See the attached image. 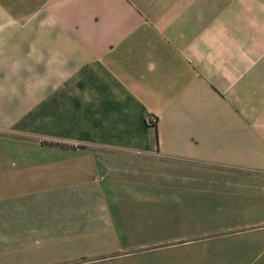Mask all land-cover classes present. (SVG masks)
<instances>
[{
  "label": "crops",
  "instance_id": "obj_1",
  "mask_svg": "<svg viewBox=\"0 0 264 264\" xmlns=\"http://www.w3.org/2000/svg\"><path fill=\"white\" fill-rule=\"evenodd\" d=\"M0 29V133L35 108L89 147L0 200V264H264V0H0Z\"/></svg>",
  "mask_w": 264,
  "mask_h": 264
},
{
  "label": "rangeland",
  "instance_id": "obj_2",
  "mask_svg": "<svg viewBox=\"0 0 264 264\" xmlns=\"http://www.w3.org/2000/svg\"><path fill=\"white\" fill-rule=\"evenodd\" d=\"M32 14L34 15V13ZM8 18L12 19L13 22H20L16 21L20 19V16H16V14H11ZM25 18V20L21 21L22 26L13 28V30L22 32L26 31L27 34L34 35L37 31L35 28L34 18ZM32 24H34V26L26 28V26H30ZM0 30H4L5 32V29ZM34 111L35 108H28L26 131H24V125H20L22 128L20 131L21 133H15V131H10V133H0V136L4 137V143H6V145H11L13 149L22 148L20 150L22 151L21 153H23V150L25 149L28 160L27 162L16 164V167H19L22 170L13 172V169L11 181L0 182V200L3 198H11L18 201L20 197L31 198L38 195L49 194L53 180L55 179L57 181L56 176H60V181H62V179L64 180V176L66 174L64 171H54L55 165H53L52 160L55 157L60 156V170H62V160H66L68 151L74 152L77 150L89 149V147L81 145L77 142L53 140L51 138L43 137L41 135L42 131L40 130V127L44 126V133L46 135H51V124H37ZM13 139H16V141ZM16 143L19 144L17 145ZM15 177L17 178L15 179ZM19 177H21V183Z\"/></svg>",
  "mask_w": 264,
  "mask_h": 264
},
{
  "label": "built area",
  "instance_id": "obj_3",
  "mask_svg": "<svg viewBox=\"0 0 264 264\" xmlns=\"http://www.w3.org/2000/svg\"><path fill=\"white\" fill-rule=\"evenodd\" d=\"M157 121H158V118H157L156 115H152V114H150V115L147 116V122H148L150 125H154V124H156Z\"/></svg>",
  "mask_w": 264,
  "mask_h": 264
}]
</instances>
